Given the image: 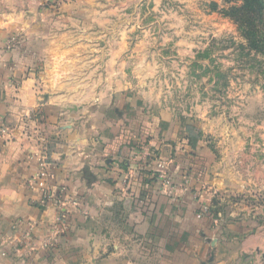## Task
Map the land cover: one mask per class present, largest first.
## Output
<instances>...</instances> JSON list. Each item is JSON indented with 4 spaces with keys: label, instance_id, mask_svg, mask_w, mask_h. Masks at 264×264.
<instances>
[{
    "label": "crops",
    "instance_id": "obj_1",
    "mask_svg": "<svg viewBox=\"0 0 264 264\" xmlns=\"http://www.w3.org/2000/svg\"><path fill=\"white\" fill-rule=\"evenodd\" d=\"M100 1L0 0V264H264V97L215 117L133 94ZM41 157L61 206L28 184Z\"/></svg>",
    "mask_w": 264,
    "mask_h": 264
},
{
    "label": "rangeland",
    "instance_id": "obj_2",
    "mask_svg": "<svg viewBox=\"0 0 264 264\" xmlns=\"http://www.w3.org/2000/svg\"><path fill=\"white\" fill-rule=\"evenodd\" d=\"M100 2L99 10L114 20L116 47L124 42L126 48L123 57H115V63L125 64V71L114 75L124 76L132 84L133 94L162 97L179 114L215 117L238 113L246 97H264V56H243L238 27L222 14L237 2ZM213 4L218 5L217 10ZM123 33L124 40L120 39ZM50 73L64 78L72 74L53 69ZM47 75L44 72L45 78ZM61 91L75 93L70 87Z\"/></svg>",
    "mask_w": 264,
    "mask_h": 264
},
{
    "label": "trees",
    "instance_id": "obj_3",
    "mask_svg": "<svg viewBox=\"0 0 264 264\" xmlns=\"http://www.w3.org/2000/svg\"><path fill=\"white\" fill-rule=\"evenodd\" d=\"M238 4L225 8L222 14L237 25L244 42L238 44L243 56L263 55L264 56V0H229ZM217 4L213 9L217 10ZM195 130V129H194ZM190 138V145L196 146L200 132H194ZM217 205V204H216ZM215 204L212 206L214 218L218 215L219 209Z\"/></svg>",
    "mask_w": 264,
    "mask_h": 264
},
{
    "label": "built area",
    "instance_id": "obj_4",
    "mask_svg": "<svg viewBox=\"0 0 264 264\" xmlns=\"http://www.w3.org/2000/svg\"><path fill=\"white\" fill-rule=\"evenodd\" d=\"M67 0H40V6L42 10L56 12L60 10L61 5ZM16 42V37H11L8 41V45L11 47ZM10 133V128L0 123V136H5ZM158 178L163 182L165 186L171 185V178L169 176L167 165L164 162L158 164ZM51 177L49 162L45 157H41L38 161V169L36 173L29 179L28 184L31 187H38L42 193V203L44 205H57L61 206L64 203L62 194L59 195L58 191L54 190L49 183ZM214 217L212 215V206L203 205L196 218L201 220L205 218ZM65 218L63 212L58 213L57 223L54 225V231L59 237L64 231ZM32 225V229H33Z\"/></svg>",
    "mask_w": 264,
    "mask_h": 264
}]
</instances>
